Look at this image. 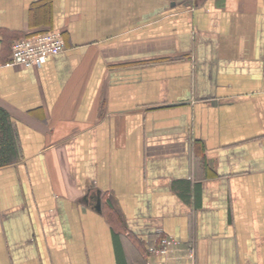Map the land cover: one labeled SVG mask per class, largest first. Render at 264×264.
<instances>
[{"label":"crops","instance_id":"0c3cea01","mask_svg":"<svg viewBox=\"0 0 264 264\" xmlns=\"http://www.w3.org/2000/svg\"><path fill=\"white\" fill-rule=\"evenodd\" d=\"M0 109V264H264V0H0Z\"/></svg>","mask_w":264,"mask_h":264},{"label":"built area","instance_id":"2783aa9c","mask_svg":"<svg viewBox=\"0 0 264 264\" xmlns=\"http://www.w3.org/2000/svg\"><path fill=\"white\" fill-rule=\"evenodd\" d=\"M65 44L60 32L38 33L12 44L10 64L23 68H42L50 58L65 52ZM173 241L170 237L160 240V247L154 250L157 255L169 252Z\"/></svg>","mask_w":264,"mask_h":264},{"label":"trees","instance_id":"16d2710c","mask_svg":"<svg viewBox=\"0 0 264 264\" xmlns=\"http://www.w3.org/2000/svg\"><path fill=\"white\" fill-rule=\"evenodd\" d=\"M14 150V140L9 124V116L0 109V167L10 165Z\"/></svg>","mask_w":264,"mask_h":264}]
</instances>
